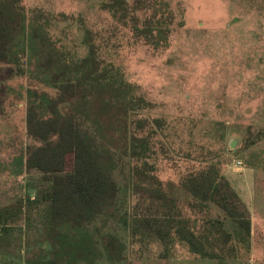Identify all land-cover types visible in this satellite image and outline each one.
<instances>
[{"label":"rangeland","instance_id":"obj_1","mask_svg":"<svg viewBox=\"0 0 264 264\" xmlns=\"http://www.w3.org/2000/svg\"><path fill=\"white\" fill-rule=\"evenodd\" d=\"M105 1L22 0L24 28L6 62L0 61V215L9 218L0 216V222L10 228L0 247L8 264L21 242V264L50 260L52 235L38 205L45 203L48 184L24 166L33 142L26 110L46 111L28 91L47 90L53 70L41 65L50 48L46 39L64 53L61 64L85 53L86 28L107 40L102 54L127 81L132 110L138 107L154 125L153 119L163 120L152 153L160 175L176 178L177 170L193 165L187 161H218L249 210L251 230L248 250L226 260L201 259L180 243L166 248L131 237L128 213L143 204L124 164L114 169L118 192L104 214L86 228L62 229L69 243L59 248L68 264L76 256L78 264H264L263 8L258 0H157L169 4L174 22L169 29L143 30L113 19ZM33 10L48 19H35ZM37 30L46 34L35 36Z\"/></svg>","mask_w":264,"mask_h":264},{"label":"trees","instance_id":"obj_2","mask_svg":"<svg viewBox=\"0 0 264 264\" xmlns=\"http://www.w3.org/2000/svg\"><path fill=\"white\" fill-rule=\"evenodd\" d=\"M258 3L264 12V0ZM104 8L124 26L143 30L169 29L175 17L168 3L157 0H108ZM33 14L37 20L48 19L34 10ZM25 18L22 0H0V61L8 59ZM38 31L35 36L46 34ZM46 42L50 48L41 65L44 70H53L45 82L47 90L28 91L30 97L44 103L46 112L39 115L33 106L26 110L28 135L33 142L24 166L35 170L39 181L48 184L45 203L38 204L52 235L48 264H68L66 253L59 248L69 243L62 229L86 228L104 214L118 192L114 169L124 164L129 166L128 183L143 204L128 213L126 231L131 237L159 241L166 248L180 243L201 259L237 258L243 248L248 250L249 211L218 161H187L193 165L177 170L176 178L160 175L152 153L163 120L153 119L154 125L138 107L132 110L127 81L102 54L105 37L86 28L85 53L61 63L67 74L59 67L64 53L48 38ZM1 219L9 222L5 213ZM0 225L2 239L10 228ZM20 245L11 253L13 264H21ZM79 259L76 256L72 264H78ZM0 264H8L2 245Z\"/></svg>","mask_w":264,"mask_h":264},{"label":"crops","instance_id":"obj_3","mask_svg":"<svg viewBox=\"0 0 264 264\" xmlns=\"http://www.w3.org/2000/svg\"><path fill=\"white\" fill-rule=\"evenodd\" d=\"M248 209V208H247ZM249 211V210H248Z\"/></svg>","mask_w":264,"mask_h":264}]
</instances>
